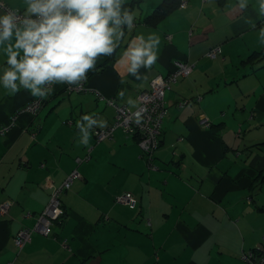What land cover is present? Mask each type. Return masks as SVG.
Wrapping results in <instances>:
<instances>
[{"label":"crops","instance_id":"1","mask_svg":"<svg viewBox=\"0 0 264 264\" xmlns=\"http://www.w3.org/2000/svg\"><path fill=\"white\" fill-rule=\"evenodd\" d=\"M3 2L23 11V0ZM161 2L125 0L136 17L125 41L139 34L160 37L159 59L140 69L146 79L118 63L124 42L88 73L87 92L56 84L35 114L22 109L38 98L23 89L9 95L0 86V127L8 126L0 135V203L11 202L0 215V264H246L241 253L264 238V17L258 0H248L243 12L237 0H187L147 21ZM216 46L221 54L208 58ZM5 60L0 50V73ZM175 60L192 71L165 93L155 169L148 168L136 137L121 129L96 141L95 127L88 145L79 143L82 115L94 114L107 127L114 120V109L96 92L135 109L127 99L137 101ZM74 169L80 178L61 196L62 220L49 236L33 232L17 252V231L33 226L52 187ZM123 192L137 199L134 209L115 202Z\"/></svg>","mask_w":264,"mask_h":264},{"label":"clouds","instance_id":"2","mask_svg":"<svg viewBox=\"0 0 264 264\" xmlns=\"http://www.w3.org/2000/svg\"><path fill=\"white\" fill-rule=\"evenodd\" d=\"M23 4L22 12L13 8L0 13V50L6 57L0 86L9 95L23 89L34 98L46 99L56 84L82 89L100 58L111 57L124 42L127 46L118 63L137 80L146 79L141 68L151 69L159 59L156 33L125 41V29L130 33L136 19L125 0H23ZM248 7V0H237L239 11ZM258 14L264 17V0H258ZM245 22L255 27L251 18ZM260 38L264 41V28ZM124 95L125 90L118 92V97ZM127 104L138 109L132 117L140 123L137 101L129 97ZM95 127L104 129L107 121L94 114H84L76 121L80 144L88 145Z\"/></svg>","mask_w":264,"mask_h":264},{"label":"built area","instance_id":"3","mask_svg":"<svg viewBox=\"0 0 264 264\" xmlns=\"http://www.w3.org/2000/svg\"><path fill=\"white\" fill-rule=\"evenodd\" d=\"M206 2L207 0H201ZM187 0H181L179 7H185ZM0 8L4 11L10 9L3 0H0ZM221 54L220 46L211 48L206 56L208 58H216ZM192 71V65L175 60L173 62V69L166 75H158L150 81L149 89L138 93L137 101L139 110L142 111V119L140 123H136L132 117V113L138 109H130L125 105L117 102L116 99L111 97H105L95 93L96 97L103 101L106 105L114 109V120L112 124L105 129H95L93 131L96 141H102L110 139L115 129H121L126 135H132L136 137V142L141 150L142 156L146 158V163L149 169H155L152 164V159L155 151L159 146V139L161 135L162 121L167 113L165 104V93L170 90L171 85L179 78L187 77ZM67 89L73 92H87L89 89L83 85L82 89H76L69 87ZM43 104V99H34L30 103L26 104L23 111L30 114H35ZM184 103H179L182 106ZM146 109V111H144ZM200 124L204 127H208L210 124L204 117L200 119ZM8 126L0 127V135L6 133ZM87 155L85 159H88ZM79 163L80 159H76ZM80 178L79 172L72 170L63 180L59 186H53L50 192L49 200L44 209L35 218V223L31 228H22L17 231L13 237V244L20 252L22 248L30 242L33 232H37L43 236H49L52 233V227L55 223H59L64 216V209L61 202V196L69 189L73 180ZM115 202L123 204L130 209H134L137 205V199L131 192H123L115 196ZM250 200V199H249ZM11 202L4 200L0 203V215H4L8 212ZM29 216L30 214H25ZM65 246V240L62 242ZM240 259L246 264H264V238L253 249L244 251L240 255ZM6 264H15L14 261H10Z\"/></svg>","mask_w":264,"mask_h":264},{"label":"trees","instance_id":"4","mask_svg":"<svg viewBox=\"0 0 264 264\" xmlns=\"http://www.w3.org/2000/svg\"><path fill=\"white\" fill-rule=\"evenodd\" d=\"M140 1V0H138ZM181 0H162V2L147 16V21L156 22L167 13L178 8Z\"/></svg>","mask_w":264,"mask_h":264}]
</instances>
